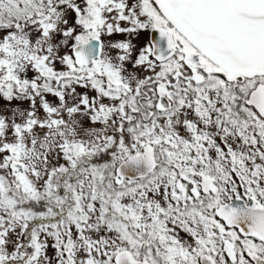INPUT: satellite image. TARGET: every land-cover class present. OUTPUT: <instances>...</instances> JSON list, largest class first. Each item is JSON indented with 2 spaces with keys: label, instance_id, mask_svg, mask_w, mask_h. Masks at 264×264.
I'll return each mask as SVG.
<instances>
[{
  "label": "snow or ice",
  "instance_id": "1",
  "mask_svg": "<svg viewBox=\"0 0 264 264\" xmlns=\"http://www.w3.org/2000/svg\"><path fill=\"white\" fill-rule=\"evenodd\" d=\"M0 264H264V0H0Z\"/></svg>",
  "mask_w": 264,
  "mask_h": 264
}]
</instances>
